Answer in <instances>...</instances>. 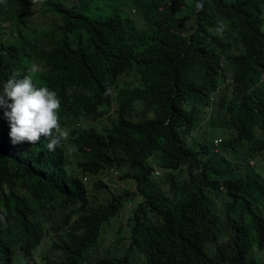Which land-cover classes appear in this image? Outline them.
<instances>
[{"label": "trees", "instance_id": "1", "mask_svg": "<svg viewBox=\"0 0 264 264\" xmlns=\"http://www.w3.org/2000/svg\"><path fill=\"white\" fill-rule=\"evenodd\" d=\"M41 2L57 20L32 31L25 3L3 12L0 85L18 73L54 90L69 137L55 151L44 136L14 145L0 108V264H264L252 254L264 246V178L224 156L244 142L240 158L259 153L264 165V0H133L151 11L146 27L119 6L87 14L96 0ZM85 117L104 120L77 123ZM202 121L228 127L221 152L194 133ZM68 147L86 158L70 167ZM110 166L134 190L94 209L88 195L108 186ZM127 201V240L99 254Z\"/></svg>", "mask_w": 264, "mask_h": 264}, {"label": "rangeland", "instance_id": "2", "mask_svg": "<svg viewBox=\"0 0 264 264\" xmlns=\"http://www.w3.org/2000/svg\"><path fill=\"white\" fill-rule=\"evenodd\" d=\"M5 4H0V6H5L3 8H0V20H3L7 23H10V16L8 17V20L3 17V12L7 11L10 12L14 6L21 7L23 3H25L29 8V13L27 15L28 20L26 21V25L24 26V30L32 31L34 28L45 25V24H51L53 22H56L57 18L50 15L47 12L42 11V5L41 0H4ZM133 0H96V5H90V9L86 12L87 14L97 15V11L99 13H109L113 11L117 6H119L118 12L122 13V11H125L126 8L129 9L130 12H128V15L130 16V19L133 24H136L138 26L143 25V27H146L148 24V20L146 19L147 16L150 14V10L143 11V8L141 5H137L135 7L131 6L133 4ZM131 6V7H130ZM94 7V9H93ZM115 7V8H114ZM133 8V9H132ZM120 16H122L120 14ZM261 28L264 30V4L261 6ZM4 22V23H5ZM140 29H138L135 26V31L138 33ZM135 73L129 70L128 73H126V76L123 75L121 79H119L117 86L118 88H121L123 91L127 92L133 82L135 81ZM228 90V89H227ZM212 113H215L214 109H212ZM214 117L222 118L223 121L226 123L224 116H216V114L213 115ZM103 118L97 119L95 122V125L101 124L103 121ZM228 127L226 126H217V129H212L210 126L207 125L206 121H202L199 123L197 128L195 129L194 133L199 136V138L206 137L208 140H212L213 135L218 136H225L228 132ZM212 137V138H211ZM205 139V138H204ZM69 148H67V157L69 160L72 161V166L75 165V162L79 159L86 158V156H83L81 153L76 152L75 150L69 151ZM246 149V144L244 142H241L240 144L236 145V149L234 151H227L224 152V156L227 159H230L235 162L236 166L234 167V170L237 173H240L242 175L245 174L246 168L251 169V171L257 173L259 176L264 178V165L263 160L260 154L256 153L253 157H250L248 160H243L240 158L242 152ZM216 153L221 152L220 147L217 146ZM105 177V183L109 186L108 187H94L90 191V195H88L89 198V204H91L94 209H99L104 202H107L111 196L118 191L117 188H121V186H125L130 188L132 186V183L125 178H122L119 173H106L104 175ZM129 205L126 203L125 208L121 209L116 216H111L107 219L105 222L104 228L102 229V233L99 240V245L97 250L99 251V254L103 252L106 248H112L113 246H120L121 244L125 243L127 240V225H126V216L128 215L127 207ZM49 235H52L51 232H47L45 234V237H48ZM252 251V254L256 257L261 258V260L264 262V247L257 248L254 246ZM29 257L25 255V258ZM20 262L23 260V258L20 257ZM28 262H33V259H29ZM39 264V263H38Z\"/></svg>", "mask_w": 264, "mask_h": 264}, {"label": "clouds", "instance_id": "3", "mask_svg": "<svg viewBox=\"0 0 264 264\" xmlns=\"http://www.w3.org/2000/svg\"><path fill=\"white\" fill-rule=\"evenodd\" d=\"M197 7H200V5H197ZM222 28L223 25H221V30ZM82 43H85V41L82 40ZM18 76V73H13V75L9 77L5 83L0 85V108L6 109L3 115L7 119L10 126L9 136L11 138V142L14 145L25 141L35 144L40 140L41 136H44L49 138L46 145L47 149L49 151H55L56 147L69 137L68 130L62 128L60 123V98L58 94L49 87H38L33 82L31 75H24L20 78H18ZM8 101H10V103ZM109 106V111H112L114 108L112 99L109 100ZM77 123L84 126L85 123L95 125V119L92 120L91 118L85 117ZM213 139L214 138H212L211 144L213 146V150L217 151V146H219L218 144L221 141V137L217 145L213 144ZM73 150V148H69V151ZM71 163L72 161L69 160L68 164L70 167H72ZM76 170L81 181L87 186L91 183V181H93L90 175L85 173L82 174L78 169ZM102 172L103 173L99 176L100 178H104L106 173L120 174L114 166H110ZM152 174H160V170L156 165L152 168ZM125 179H128L132 183V186L130 188L125 186H121V188L116 187L118 190L116 193H118L120 189L134 190L133 180L131 178ZM107 187L109 188V186ZM113 195H115V193ZM126 203L129 205L127 207V211L130 213L132 203L129 201L125 202L120 210L125 208ZM120 210H118L113 216H116ZM127 216L125 220L127 219Z\"/></svg>", "mask_w": 264, "mask_h": 264}, {"label": "built area", "instance_id": "4", "mask_svg": "<svg viewBox=\"0 0 264 264\" xmlns=\"http://www.w3.org/2000/svg\"><path fill=\"white\" fill-rule=\"evenodd\" d=\"M263 52H264V48H263ZM219 141H220V137H216V138L213 139V144L217 145Z\"/></svg>", "mask_w": 264, "mask_h": 264}]
</instances>
